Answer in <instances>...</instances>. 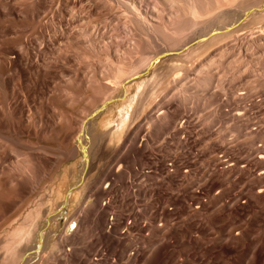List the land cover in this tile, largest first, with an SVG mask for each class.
<instances>
[{
	"label": "rangeland",
	"instance_id": "rangeland-1",
	"mask_svg": "<svg viewBox=\"0 0 264 264\" xmlns=\"http://www.w3.org/2000/svg\"><path fill=\"white\" fill-rule=\"evenodd\" d=\"M164 4L0 0V264H12L9 244L40 209L47 216L17 264H264V43L249 44L241 31L166 61L163 77L142 70L113 90L112 61L135 63L160 49L141 35L133 53L126 22L135 27L138 13L162 27ZM230 11V24L249 20ZM198 30L174 49L196 48L208 29ZM170 64L183 67L166 75ZM205 73L213 79L202 88ZM133 96L141 114L117 146L98 122ZM26 164L35 171L25 175Z\"/></svg>",
	"mask_w": 264,
	"mask_h": 264
},
{
	"label": "bare ground",
	"instance_id": "bare-ground-1",
	"mask_svg": "<svg viewBox=\"0 0 264 264\" xmlns=\"http://www.w3.org/2000/svg\"><path fill=\"white\" fill-rule=\"evenodd\" d=\"M164 3H165L164 5H166L167 10L169 11V18H168V21L164 23V26L161 25L162 27H160V25L158 26L156 23H153V22L148 21L147 19L141 17L140 14H138V13H137V16L139 17L140 21L138 20L139 21L138 22L137 20H135V24H136L135 27L132 24L133 22L131 23L134 28L131 27L132 25L130 27L127 26L128 22H126L127 30L130 32V34H131L130 36H132L130 40L133 44V46H132L133 47L132 48L133 53H138V51L140 52V50L138 48V39H139V36H141V35H145V37H147L149 39V41L151 40V41L155 42L156 46L158 45V47L160 49L157 47L159 49V53H157L158 51L154 55L152 53V54H150L151 55L150 57H146L144 55H141V58H139L140 57L139 56L137 62L134 60L135 63L132 62V63L123 64L124 61H122V60L120 61L119 58H117V60L114 62L112 61L109 66L112 68L110 70V72H111L110 74L112 75V79H113V81H112L113 82L112 84L114 87L113 90L116 91L117 89L121 88L124 85V83L128 82L129 80H131L137 76H139V74L143 73V71L147 72L148 70L153 69L155 75H158V74L160 75L161 71H163L164 67H166L163 64L166 61H171L175 57H177L176 58V60H177L178 58H181V57L184 58V56H185V58L187 57V59H189L188 57L189 56L193 57V55H195L199 49H201L203 51L204 48H208L209 46L213 45L216 42H219V41L226 39L230 36L232 37V35H233V37H235L234 34L239 33L241 31H243L242 35H244V34L246 35V33L248 34V36H246V39L248 37V43L249 44H255V43H258L260 41L261 42L263 41V43H264V35L263 36L258 35L259 34L258 30H260L259 28L264 27V0H164ZM259 6H262V8H259ZM227 8L229 11H230V9H232L231 11L235 10L236 12L237 11L238 12H245L246 14L244 17L242 16V18L249 17V20L246 19L244 21L242 19V21H240V19H237L236 22H238V23L234 22L235 24H230L232 21L231 22H229V20L227 21L228 16H226V14L227 13L229 14V12L226 13ZM231 11H230V13H233V14L235 13V12H231ZM252 11H254V14L251 13ZM239 15H240V13H239ZM135 16H133V17H135ZM233 17H234V15H233ZM229 19H230V17H229ZM211 25H213L212 28L210 27ZM230 25H233V26L231 27ZM214 27L217 30L212 33V31L215 29ZM195 28L197 30L199 28L200 29L201 28L208 29V30L210 29V30L209 31L207 30L208 34L204 30L206 32V34L204 36H202V38H201L202 41L198 40L199 43L195 44V45H197L196 48L192 46V48H193L192 50H189L191 48V46H189L187 43H186V45L183 44L184 46L182 44L179 45L180 41H177L178 40L177 38L179 37V40H182L181 38H183L184 36H186V37L188 36L186 34L189 30H193ZM139 30H140L141 34L139 33ZM204 31L202 30V34H204L203 33ZM189 33L192 34L193 32L190 31ZM209 33H211V34H209ZM242 35L240 34V36H242ZM189 36L191 37V35H189ZM238 36H239V34H238ZM238 36H236V37H238ZM240 36L238 37V39L241 38ZM186 37H184V38H186ZM147 38H146V40H147ZM184 38H183V40H184ZM196 38H199V37H196ZM243 41H245V40H243ZM175 42L179 43L178 44L179 48H180V46H182L179 50L174 49V48H177V45L175 46V44H176ZM196 42H197V40H196ZM148 44L150 45V42ZM159 44H161V45H159ZM150 46H152V45H150ZM20 49H21V47H20ZM149 50H150V48H149ZM202 51H200V52H202ZM134 55L137 56V54H134ZM121 56H123V58L127 57L126 54H123ZM185 58H184V61H185ZM126 60H125V62H126ZM211 61L209 60V62H211ZM186 62H187V60H186ZM216 62L218 63L219 60H216L215 63ZM217 63H216V65H217ZM180 64L183 65V63H180ZM180 64H178V66L183 67ZM209 64H210L209 66L215 65L214 63L213 64L209 63ZM223 64H224V61H222V63L220 62V64L218 66L223 67L224 66ZM172 65H173V62H172ZM172 65L171 64L169 65L170 70L168 68L166 69V72H167V73H165L166 75H169L171 72L174 73L173 70L179 68V67H175L177 65H175V63H174L175 66H174V68L171 69ZM161 66H164V67L159 68ZM184 67H185V62H184ZM160 69H162V70L160 71ZM182 69H185V68H182ZM167 70H169V71H167ZM185 70H183V72H185ZM157 71H158V73H157ZM159 71H160V73H159ZM205 75H206V73H205ZM207 75H206V77L201 78L200 80L197 81V83H199L198 85L201 86L202 88L203 87L207 88L212 84L213 75H211V76H209V74H207ZM163 76H165V75H163ZM163 76L161 74V77H163ZM155 77H154V80L159 78L158 77L155 79ZM143 86L144 85L141 83L138 84V92H137L138 98H140V96L142 95L141 90H142ZM147 86H148V84H147ZM111 92H114V91H111ZM178 93L181 96L182 103L183 104L188 103L187 101L189 100V98L191 96L189 91L187 94L186 91L184 92V90L182 88V91L179 90ZM175 96H177V95H175ZM109 98H105V100L103 102L104 106H106L105 102H107ZM168 98H169V96H168ZM142 104L143 103L140 104V100L136 99L135 96H133L131 98L128 97L118 107L117 110H111L106 115L101 117V120H100V122H98L99 124L97 126L98 130L102 131L101 133H103L104 135H107V137H109V139L111 141H114L113 143H116L117 146L120 145L122 142L121 141L122 138H125V135L129 131L128 129L130 128V126L136 121V119L141 114ZM103 107L99 108L98 110L95 111V113L91 114L90 118L94 120L97 117H99L100 111L103 110ZM149 119L154 120L153 117H151ZM150 120H149V122H151ZM91 124H92V122L86 121L82 124V127H81L82 133L84 134V142H82L81 145L83 147V151L85 152L86 161H87L88 166L90 164V161H92V159H91L92 155H93V153H92L93 149L92 148L94 146L93 141H92V136H91V132H93V131L90 130ZM101 137H103V136H101ZM94 139H96V138L94 137ZM96 141H97V139H96ZM95 144H96V142H95ZM26 156H28V155H26ZM26 156H25V158H26ZM29 160L30 159L27 158L26 162H28ZM28 164L24 165V167H23L24 170H22V171L24 174L25 173H32V171L33 172L35 171L34 169L31 170V168H28V167H30V166H28ZM29 169H30V171H29ZM21 174H20V176H22ZM25 175H27V174H25ZM16 178L18 179V177H16ZM29 181H30L29 179L24 180L20 185L21 188H25L26 185L29 184ZM50 194H52L53 198L56 196L61 197L62 195H64V191L62 188L59 190L53 189V191L50 192ZM36 213H37V215H36L37 218L35 219V222L33 223V225L31 227L30 226L24 227L22 229L21 233L18 234L19 240L17 242L12 241L8 246L9 250L6 254V257L8 258L9 262H11L12 264H17L19 262V260L22 257V254L24 253V252H22V249H20L21 246L28 245L30 243V241H32L31 239L34 235H36L35 232H36V230H38L40 222L42 221L44 216H47V215H45L46 213L44 214V211H42V209L37 210ZM43 222H44V219H43ZM71 223H72V221L68 223V227H67L68 231L71 229L70 228ZM57 248H59V247H57ZM53 249H55V247ZM19 251H21L22 254H19Z\"/></svg>",
	"mask_w": 264,
	"mask_h": 264
}]
</instances>
